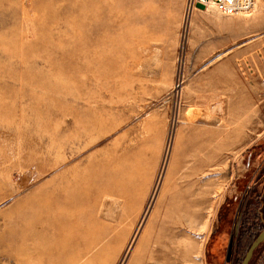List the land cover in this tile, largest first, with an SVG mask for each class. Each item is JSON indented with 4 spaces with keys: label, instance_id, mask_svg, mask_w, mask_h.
I'll return each instance as SVG.
<instances>
[{
    "label": "rangeland",
    "instance_id": "obj_1",
    "mask_svg": "<svg viewBox=\"0 0 264 264\" xmlns=\"http://www.w3.org/2000/svg\"><path fill=\"white\" fill-rule=\"evenodd\" d=\"M185 6L0 0V239L58 183L82 233L51 264H240L264 227V0Z\"/></svg>",
    "mask_w": 264,
    "mask_h": 264
},
{
    "label": "bare ground",
    "instance_id": "obj_2",
    "mask_svg": "<svg viewBox=\"0 0 264 264\" xmlns=\"http://www.w3.org/2000/svg\"><path fill=\"white\" fill-rule=\"evenodd\" d=\"M192 11L186 18L191 16ZM5 160L2 162L5 163ZM51 187L49 192L36 195L34 200L22 201L16 207L18 244L13 246L11 232L0 239L3 245L0 252L2 264H9L13 249L21 258L17 264H51L63 259L71 247L79 245L78 235L82 233V228L77 223L80 216L77 205L80 199L77 195L65 194V188H59L58 183Z\"/></svg>",
    "mask_w": 264,
    "mask_h": 264
},
{
    "label": "built area",
    "instance_id": "obj_3",
    "mask_svg": "<svg viewBox=\"0 0 264 264\" xmlns=\"http://www.w3.org/2000/svg\"><path fill=\"white\" fill-rule=\"evenodd\" d=\"M255 0H186L185 17L196 5L212 8L224 16L248 14L253 10Z\"/></svg>",
    "mask_w": 264,
    "mask_h": 264
},
{
    "label": "water",
    "instance_id": "obj_4",
    "mask_svg": "<svg viewBox=\"0 0 264 264\" xmlns=\"http://www.w3.org/2000/svg\"><path fill=\"white\" fill-rule=\"evenodd\" d=\"M264 240V227L257 233L250 245L248 246L240 264H248L252 257L253 251Z\"/></svg>",
    "mask_w": 264,
    "mask_h": 264
}]
</instances>
